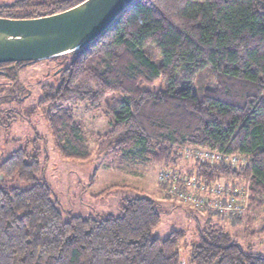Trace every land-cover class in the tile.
I'll return each instance as SVG.
<instances>
[{
  "label": "trees",
  "instance_id": "1",
  "mask_svg": "<svg viewBox=\"0 0 264 264\" xmlns=\"http://www.w3.org/2000/svg\"><path fill=\"white\" fill-rule=\"evenodd\" d=\"M81 1L49 0L39 9L17 0L0 6V17L38 18ZM148 46L159 54V65L145 52ZM70 54L59 85H43L38 102L63 160L92 157L91 135L74 120L72 108L104 109L110 129L94 136L95 157L139 155L163 166L161 172L194 178L196 185L243 191L241 215L260 217L264 235V0H135L100 36ZM30 64H0V74ZM204 68L213 88L199 100L193 85ZM158 80L166 82L164 90L142 87ZM8 125L0 122V129ZM198 150L237 155L245 163L234 168L197 161ZM185 154L195 162L177 171ZM27 158L20 149L0 164L4 181L30 184L26 190L0 188V264H181L183 232L150 236L160 221L154 200L124 198L118 216L65 221L51 187L38 178L40 163ZM201 212L223 216L216 209ZM200 236L190 264H264L262 255L244 250L223 229L209 227Z\"/></svg>",
  "mask_w": 264,
  "mask_h": 264
},
{
  "label": "rangeland",
  "instance_id": "2",
  "mask_svg": "<svg viewBox=\"0 0 264 264\" xmlns=\"http://www.w3.org/2000/svg\"><path fill=\"white\" fill-rule=\"evenodd\" d=\"M15 1L17 0H0V6H8ZM48 1L29 0L33 6L37 4L39 9ZM145 52L154 63L160 64V56L152 46L145 47ZM73 58V54H68L20 68H8L4 70L5 74H0V122L3 125L9 122L7 128L0 129V164L20 149L25 150L28 162L36 157L42 170L38 178L44 179L51 187L65 221L75 216L84 219L118 216L124 198L145 197L154 200L158 205L160 221L151 230L150 236L152 239H166L171 232H183L184 237L178 245L181 264H190L191 251L200 243V232L209 227L223 229L244 250L264 257V235L259 232L262 228L260 217H246L245 213L239 215L241 220L234 222L230 219V214L222 218L224 215L203 213L173 197H164L157 180L163 166L149 163L139 155L121 157L105 153L95 157L94 136L104 134L110 129L111 117L104 114V109L93 112L83 106L72 108L74 120L91 135V159L85 162H71L58 155L43 116V109L38 107V102L41 87H57L61 70L67 67ZM166 86V82L158 80L153 85L142 87L156 92L164 90ZM211 88V72L204 68L193 85L196 97L202 100L204 91ZM185 152L189 154L188 150ZM184 156H181L176 166L177 171L186 172L195 162L191 155ZM14 187L26 190L30 184L16 179L4 181L0 175V188ZM103 191L105 192L101 195Z\"/></svg>",
  "mask_w": 264,
  "mask_h": 264
},
{
  "label": "water",
  "instance_id": "3",
  "mask_svg": "<svg viewBox=\"0 0 264 264\" xmlns=\"http://www.w3.org/2000/svg\"><path fill=\"white\" fill-rule=\"evenodd\" d=\"M135 0H84L65 11L31 19L0 17V64L34 63L82 49Z\"/></svg>",
  "mask_w": 264,
  "mask_h": 264
},
{
  "label": "built area",
  "instance_id": "4",
  "mask_svg": "<svg viewBox=\"0 0 264 264\" xmlns=\"http://www.w3.org/2000/svg\"><path fill=\"white\" fill-rule=\"evenodd\" d=\"M193 154L199 161L208 160L212 163L221 161L234 168L245 163L237 155H226L204 150L194 151ZM177 174L172 176L170 173L163 171L158 174V184L162 188L161 194L164 197H173L182 204L191 205L199 211H204L205 208L216 209L225 217L229 214L240 215L244 211L247 198L245 192L240 190L230 192L225 190L221 184L215 183L209 185L199 183L196 185L194 178H185ZM222 199H225V205L221 204L220 200Z\"/></svg>",
  "mask_w": 264,
  "mask_h": 264
}]
</instances>
